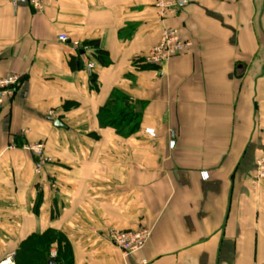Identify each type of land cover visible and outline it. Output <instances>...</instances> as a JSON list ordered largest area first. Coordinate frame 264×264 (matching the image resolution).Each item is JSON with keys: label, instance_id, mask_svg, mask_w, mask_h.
Wrapping results in <instances>:
<instances>
[{"label": "crops", "instance_id": "obj_1", "mask_svg": "<svg viewBox=\"0 0 264 264\" xmlns=\"http://www.w3.org/2000/svg\"><path fill=\"white\" fill-rule=\"evenodd\" d=\"M186 1L161 22L155 0H0V78L20 77L0 107V264L47 231L72 264H264V0ZM165 28L192 46L146 64ZM74 41L111 64L88 71ZM114 90L143 115L130 138L99 126ZM141 228L132 256L108 240Z\"/></svg>", "mask_w": 264, "mask_h": 264}, {"label": "built area", "instance_id": "obj_2", "mask_svg": "<svg viewBox=\"0 0 264 264\" xmlns=\"http://www.w3.org/2000/svg\"><path fill=\"white\" fill-rule=\"evenodd\" d=\"M10 4L17 7L20 5H26L34 8L35 10L42 9L44 0H7ZM188 5L186 0H155V7L158 10L159 20L161 22L166 21L172 14L185 8ZM62 43H69V37L65 34H61L58 37ZM73 48L76 52H87L89 46L79 43L77 41L72 42ZM192 44L189 41H185L181 38L179 32L172 28H165L161 34V40L144 58L146 64L163 66L167 64L172 58L186 52ZM80 55V54H79ZM83 62L88 71L93 72L96 65L93 60V56L90 54H82ZM134 62H139L136 60ZM20 77L16 75H8L0 78V107L3 106L5 99L12 94V90L15 85L18 84ZM50 117L54 116L51 112ZM34 156L38 159L39 163L47 164L53 163V159L46 156L45 145L38 143L28 148ZM254 179L258 182L264 181V154L256 161V170ZM152 231L149 228H141L139 230L122 231L117 229H111L108 233V240L120 249L122 255L125 257L132 256L147 245ZM50 257L55 259L57 253L51 251ZM1 264H15L14 258H9Z\"/></svg>", "mask_w": 264, "mask_h": 264}, {"label": "trees", "instance_id": "obj_3", "mask_svg": "<svg viewBox=\"0 0 264 264\" xmlns=\"http://www.w3.org/2000/svg\"><path fill=\"white\" fill-rule=\"evenodd\" d=\"M93 50L96 62L107 67L111 64L109 53L100 49L99 43L93 41L86 43ZM82 55V54H80ZM79 55V56H80ZM73 70L82 69L81 63L71 61ZM96 83V75H92ZM67 109V105L65 106ZM143 115L135 109L131 99L119 90H114L98 113V122L101 129H112L122 138H130L139 132ZM64 236L55 231H47L42 235H33L24 241L14 256L15 264H48L49 254L53 244H58V256L53 259L57 264H72V251L67 242L62 248Z\"/></svg>", "mask_w": 264, "mask_h": 264}, {"label": "water", "instance_id": "obj_4", "mask_svg": "<svg viewBox=\"0 0 264 264\" xmlns=\"http://www.w3.org/2000/svg\"><path fill=\"white\" fill-rule=\"evenodd\" d=\"M54 122V121H53ZM54 125L56 126V127H58V128H62V127H64V125L60 122V121H55L54 122ZM48 264H57L56 262H54L53 260H50L49 262H48Z\"/></svg>", "mask_w": 264, "mask_h": 264}, {"label": "rangeland", "instance_id": "obj_5", "mask_svg": "<svg viewBox=\"0 0 264 264\" xmlns=\"http://www.w3.org/2000/svg\"><path fill=\"white\" fill-rule=\"evenodd\" d=\"M58 256V255H57Z\"/></svg>", "mask_w": 264, "mask_h": 264}]
</instances>
